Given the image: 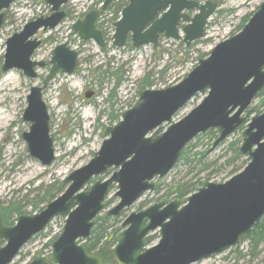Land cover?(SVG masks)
Segmentation results:
<instances>
[{
    "label": "water",
    "instance_id": "obj_1",
    "mask_svg": "<svg viewBox=\"0 0 264 264\" xmlns=\"http://www.w3.org/2000/svg\"><path fill=\"white\" fill-rule=\"evenodd\" d=\"M15 0H0V30L5 10ZM69 0H46L50 15L36 18L6 42L3 71L21 69L38 77L37 68L46 65L33 59L42 44L40 30L56 28L66 17ZM115 22L113 44L122 47L128 36L135 47L157 45L160 36L183 41L189 46L205 36L209 18L217 3L208 0H127ZM112 0H104L106 9ZM198 10L193 16L188 11ZM99 10L88 12L73 24L82 40L92 39L101 47L105 38L97 27ZM181 22H185L181 25ZM51 68L42 85H33L27 96L23 133L29 154L42 165L56 159L51 136V117L43 98L44 90L58 72L74 74L79 52L67 42L52 51ZM264 88V3L236 35L217 44L207 58L179 83L161 89H145L121 120L104 130L100 149L85 166L71 172L67 189L38 213H23L14 225H5L0 213V264H11L22 248L57 216H66L62 233L52 242L49 255L38 253L25 264H103L101 256L88 251L83 240L90 237L94 221L105 209L112 184L117 185L119 202L107 211L117 216L132 207L147 191L155 190L154 179L165 177L178 163L183 149L196 136L217 129L219 136L210 149L245 124L240 153L249 158L246 167L225 182H205L183 199L161 201L132 212L113 248L117 264H193L236 246L264 217V112L257 106L246 122V110ZM207 95L178 121L174 116L196 94ZM90 96L89 93L86 94ZM169 123L158 135L153 131ZM1 162V151H0ZM110 168L112 176L104 177ZM95 179L88 189V183ZM159 230L160 240L151 247L147 237Z\"/></svg>",
    "mask_w": 264,
    "mask_h": 264
},
{
    "label": "rangeland",
    "instance_id": "obj_2",
    "mask_svg": "<svg viewBox=\"0 0 264 264\" xmlns=\"http://www.w3.org/2000/svg\"><path fill=\"white\" fill-rule=\"evenodd\" d=\"M199 1L204 3L208 0ZM213 1L218 3V8L208 21L206 35L189 46L182 40L161 38L157 46L147 44L133 49L129 47L131 44H128L123 48L113 49L111 46L115 30L114 14L112 10H106L99 17V22L103 23L109 38L108 49L104 52L95 41L80 40L72 28L75 22L84 19L88 11L100 9L102 1L70 0L64 6V10L69 14L64 21L53 30L40 31L37 34V37L43 40V44L35 51L33 59L46 62V66L39 68L38 78L33 79L25 75L21 69L2 71L6 42L14 33L20 32L26 23L50 15V7L46 0H16L7 10L5 24L0 31V201L7 205L10 201L22 200L25 203L28 200H35L36 197L40 198L51 184L63 182L71 172L85 166L100 149L105 139V127L118 122H111L108 114H122L134 106L138 92L141 91V81L146 75L150 74L153 82L148 89H161L177 84L195 68L201 58L209 56L217 44L240 32L244 20L252 17L264 3V0ZM195 12L197 11H190L189 14L193 15ZM181 35L184 36L182 29ZM48 39L50 40L47 42ZM64 42H67L69 47L77 49L80 58L74 74L59 72L44 91V100L51 117V136L56 155L52 165L44 166L28 152L23 133L29 130V123L22 117L28 104L27 96L31 87L42 84L51 67L53 49ZM108 64L115 68L124 66L125 70L123 81L116 88L111 102L108 98L114 87V80L94 71L100 65H103L104 70ZM87 92L93 93L92 97H86ZM205 95L206 93L196 94L180 109L173 120L177 121L186 116L201 103ZM260 101V98L253 101L247 115L254 105L264 111ZM167 126V123L163 124L153 133L161 134ZM243 129L244 124L211 151L216 136L206 134L208 131L197 136L189 143L193 144L190 147V154L195 158L194 162L185 163L181 160L165 177L156 178L155 183L160 185V188L147 191L116 220L113 217L111 224L114 227H121L130 213L158 201L172 200L167 198L166 194L169 188L177 184L196 183L208 176L209 180L217 182L231 178L234 175H231L234 165L241 163L239 159L229 162V159L234 157L231 145L241 140ZM198 153L205 154L203 163L212 164L209 169L204 170L202 164L198 162ZM116 191L117 187L114 185L109 195L112 198L109 207L119 201V198L114 197ZM45 205L43 203L41 207ZM35 212H32L30 206L26 207L25 213ZM103 214H106V211L101 213ZM65 222V216L54 218L41 233L23 247L12 264L30 262L38 253L51 254V243L62 233ZM149 237L152 238L148 242L149 246L157 244L160 240L158 230L152 232ZM193 264H264V245L255 258L250 254L248 241L244 240L225 252Z\"/></svg>",
    "mask_w": 264,
    "mask_h": 264
},
{
    "label": "trees",
    "instance_id": "obj_3",
    "mask_svg": "<svg viewBox=\"0 0 264 264\" xmlns=\"http://www.w3.org/2000/svg\"><path fill=\"white\" fill-rule=\"evenodd\" d=\"M103 1V0H101ZM125 0H113V2L109 5V7L106 9L107 11L112 10V13L114 14L113 20L116 21L119 16L122 9L126 6ZM105 10V11H106ZM101 11V15L103 12ZM7 15V11H6ZM69 14H67L68 16ZM6 20V18H5ZM249 19L246 18L244 20V23H246ZM100 21V20H99ZM244 23L241 25L240 29L244 26ZM98 27L102 30L104 36L106 37V40L109 41V38L106 34V31L103 28V23L98 22ZM50 39L47 40V42ZM109 44L107 43V46L105 48H102L101 50L106 52L108 49ZM129 47L133 48L132 45H129ZM111 48H115L114 46H111ZM134 49V48H133ZM94 71L98 74H102L104 76H107L110 80H114V87L111 89L110 97L108 98L109 101H113L114 92L116 88L121 84L123 81V76L125 75L124 66H119L117 68L111 67L110 64L107 65V68L103 70V65L98 66L94 69ZM153 82L150 79V74L146 75L142 81H141V87L140 90H143L149 86H152ZM140 92V91H139ZM138 92V93H139ZM257 98H260V106L264 107V88L260 91ZM114 103H112L111 106H113ZM249 115L252 114V111L249 110ZM120 119V114L112 113L110 115V121L115 122ZM211 133L212 135H215L216 138L218 137L217 131L215 129L208 130L206 134ZM240 144L241 140H237L235 143H232V151L234 152V157L232 159H229V162H234L236 159L240 160L241 163H238L237 165H234L231 175L237 173L242 168L245 167V165L248 163L249 159L245 158L240 153ZM193 145V144H192ZM192 145H188L182 152L181 157L179 161L183 160L185 163H191L194 162L195 158L191 156L190 154V147ZM199 156L198 162L202 164L203 169H209L210 166H212L211 163H203L204 159V153H198ZM231 164V163H230ZM210 177L208 176L204 180L200 179L196 183L191 184H177L174 187L169 188L168 193L166 194L167 198L172 199H184L189 194L196 191L200 186L203 185L205 181H208ZM67 187V184L63 181L59 184L53 183L51 184L47 190L44 192L41 197H36L35 200H28L27 202H23L22 200L18 201H10L7 205L3 204L0 201V213L2 216V221L6 225H12L15 223L16 218L21 215L22 213L26 212V207L30 206L32 208V212L34 211H41L45 206L41 207V204L49 203L53 199H55L59 194H61ZM114 188V186L112 187ZM160 188V185H157V189ZM27 198V197H26ZM112 198H108L106 201V206H110L112 201ZM118 217H115V220ZM114 219L112 216H109L107 214L99 215L95 219V224L92 228V232L90 237L84 242V245L86 248L95 254H98L103 259V264H117V262L114 259L113 256V247L115 246L118 234L122 230L121 227H114L113 224H111V220ZM151 237L147 239L148 242L151 241ZM244 240H247L249 243V251L253 258L257 257L260 254V249L262 245H264V217L254 226L252 230H250L246 235L242 237L240 240V243ZM4 241L0 239V245L3 244Z\"/></svg>",
    "mask_w": 264,
    "mask_h": 264
},
{
    "label": "flooded vegetation",
    "instance_id": "obj_4",
    "mask_svg": "<svg viewBox=\"0 0 264 264\" xmlns=\"http://www.w3.org/2000/svg\"><path fill=\"white\" fill-rule=\"evenodd\" d=\"M125 1H126V3H127V4H126V6H127V5H128V1H127V0H125ZM126 6H125V7H126ZM41 45H42V44H41ZM87 93L90 94V96H89L88 98L92 97L93 93H91V92H87ZM87 93H86V94H87ZM85 96H86V95H85ZM86 97H87V96H86ZM108 116L110 117V114H108Z\"/></svg>",
    "mask_w": 264,
    "mask_h": 264
}]
</instances>
